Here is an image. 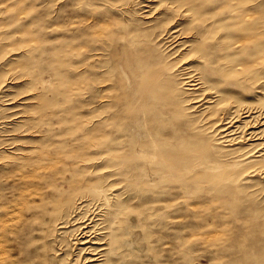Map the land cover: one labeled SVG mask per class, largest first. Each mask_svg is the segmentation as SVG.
<instances>
[{"label":"rangeland","instance_id":"obj_1","mask_svg":"<svg viewBox=\"0 0 264 264\" xmlns=\"http://www.w3.org/2000/svg\"><path fill=\"white\" fill-rule=\"evenodd\" d=\"M206 3L207 11L221 14L228 10L243 14L251 9L255 28L264 31V0ZM159 5L160 0H0V209L15 202L10 180L30 169L16 155H69L82 170L81 176L98 183L111 174L116 180L138 174V167L147 169L136 151L147 147L143 143L153 127L163 134L191 130L199 115L179 107L187 94L172 91L159 99L167 96L162 108L175 125L143 122V86L134 72L133 47H122L125 43L119 39L127 31L137 32L136 44H142L143 53L164 57L162 48L151 44L152 38L173 22L178 21L175 24L180 27L186 23L178 18L179 8L166 13L161 9V14L148 21L150 9ZM104 22L110 25L91 30ZM102 30L103 35H97ZM111 30L119 40L112 45L104 37ZM50 86L53 92L44 90L50 100L54 93L71 92L68 96L62 93L43 108L23 100ZM254 90L246 85L241 97L254 100ZM195 144V148H203ZM93 155L110 156L92 165L84 161ZM193 156L181 155V162ZM168 158L154 167L166 169L175 164L174 157ZM125 191L128 193L122 197H128L124 199L127 203L151 216L142 234L125 233L131 247L128 264H245L243 252L235 251L234 235L227 238L228 251L219 253L210 246L215 234L209 231H216L222 219L206 211V185L201 179L162 186L139 183ZM168 202L173 204L171 211L166 210ZM259 203L258 208L264 207V202ZM69 213L65 205L36 212L28 219V232L14 236L20 264H78L81 245L73 244L74 223L61 229L57 226ZM132 240L136 241L133 245ZM241 240L247 243V236H240Z\"/></svg>","mask_w":264,"mask_h":264},{"label":"bare ground","instance_id":"obj_2","mask_svg":"<svg viewBox=\"0 0 264 264\" xmlns=\"http://www.w3.org/2000/svg\"><path fill=\"white\" fill-rule=\"evenodd\" d=\"M206 4V0H160L158 7L150 9L148 21L161 14V9L166 13L179 8L178 18L186 23L180 27L175 24L178 21L173 22L152 38L151 44L162 48L164 57L143 53L142 44H136L137 32L119 36L125 43L122 47H133L134 72L143 86V122L175 125L162 108L167 96L159 99L172 91L187 94L179 107L199 115L191 130L163 134L153 127L146 133L149 136L143 146L147 147L136 151L147 169L138 167V174L116 180L111 174L98 183L81 176L82 170L69 155H16L30 169L10 180L15 202L0 209V264L22 262L14 236L28 232L30 217L65 205L69 206V216L57 226L61 229L74 223L73 244L81 245L78 264H128L126 255L131 247L125 233L142 234L151 216L125 201V187L184 184L198 179L206 185V211L222 219L216 231H209L215 234L210 246L219 253L228 251L227 238L234 235L235 251L243 252L245 264H264V207H257L264 202V31L255 28L251 9L243 14L231 10L221 14L207 11ZM105 24L110 25L96 24L91 30L104 29ZM116 36L112 30L104 35L110 45L118 43ZM63 80L69 87L67 79ZM246 85L257 92L254 100L241 97ZM45 89L54 90L41 87L23 100L43 108L62 93L68 96L71 92L54 93L50 100ZM195 143L203 148H195ZM168 155L175 158V164L166 169L154 167L164 158L167 162ZM178 155L194 156L181 162ZM109 156L93 155L84 161L92 165ZM166 204V210L171 211L173 204ZM244 234L247 243L240 241ZM135 242L132 240V245Z\"/></svg>","mask_w":264,"mask_h":264}]
</instances>
